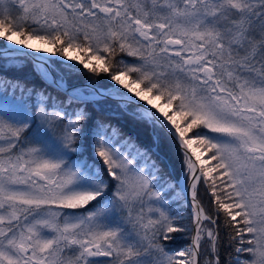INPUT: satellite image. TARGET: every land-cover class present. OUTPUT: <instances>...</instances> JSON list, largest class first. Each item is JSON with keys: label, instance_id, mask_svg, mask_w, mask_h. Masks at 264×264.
<instances>
[{"label": "snow or ice", "instance_id": "6c2138e0", "mask_svg": "<svg viewBox=\"0 0 264 264\" xmlns=\"http://www.w3.org/2000/svg\"><path fill=\"white\" fill-rule=\"evenodd\" d=\"M0 45L52 89L0 76V264H264V0H0Z\"/></svg>", "mask_w": 264, "mask_h": 264}, {"label": "trees", "instance_id": "16d2710c", "mask_svg": "<svg viewBox=\"0 0 264 264\" xmlns=\"http://www.w3.org/2000/svg\"><path fill=\"white\" fill-rule=\"evenodd\" d=\"M2 46V45H0ZM22 61V58H18ZM60 69L66 77L68 86H75L85 84L88 81V76L83 73L70 72L67 69L57 65V69ZM85 73L87 70H84ZM0 76H6L8 78H15L21 81L27 86H34L37 89L46 88L47 91H52L51 88L41 80L38 73L34 70L33 62H21L19 65H12L5 61L4 58H0ZM95 79L99 80L100 87L106 86V76L101 75ZM55 95V93H53ZM19 96V92H17ZM31 103V101H29ZM89 110L93 117L97 120L105 122H111L118 125L125 134L131 135L139 144L152 146L153 151L158 155V163L165 169V171L171 174L172 177H179V180L183 177L181 174V157L176 153L174 147L166 140L161 139L155 145L153 144L154 137L151 130L143 125L136 123L130 117L123 116L117 113L115 101H100L96 105H89ZM178 181H173L178 183ZM179 188V187H178ZM180 189V188H179ZM182 200H184V206L187 216L191 215L190 209L187 206V199L184 193H181ZM171 199V198H170ZM206 199V198H205Z\"/></svg>", "mask_w": 264, "mask_h": 264}, {"label": "rangeland", "instance_id": "374dc122", "mask_svg": "<svg viewBox=\"0 0 264 264\" xmlns=\"http://www.w3.org/2000/svg\"><path fill=\"white\" fill-rule=\"evenodd\" d=\"M13 39L15 40V39H18V38L17 37H13ZM29 43L31 44V47L32 48H46V49H48V52L40 53L39 55H45V56H47L52 51V49L48 45H42L39 42H33V41H30ZM29 51H31V50H29ZM70 54L71 55H77L76 53H70ZM68 63L71 64V63H74V62L73 61H69ZM57 70L60 71L61 73H63L59 68ZM153 103H155L157 105H161L163 103V101L155 100V101H153ZM165 110H167V109H165ZM184 183L185 182H184V176H183L180 179V181H178L179 188H185L186 185H184ZM179 188H177V191H179ZM170 206H171L172 211L175 212V213H177L179 216H183L185 218L188 217L187 214H186V212H184L185 206H184V200H182V197L178 201V200L175 199V197L173 195V197H171V199H170Z\"/></svg>", "mask_w": 264, "mask_h": 264}, {"label": "water", "instance_id": "95a60500", "mask_svg": "<svg viewBox=\"0 0 264 264\" xmlns=\"http://www.w3.org/2000/svg\"><path fill=\"white\" fill-rule=\"evenodd\" d=\"M25 51H29V50H26V49H25ZM32 55H34V56H38V55H36L34 52H32ZM0 58H3V57L0 56ZM86 86H87V83H86V84L75 85V86H71V87L68 86V87H69V89H71V88H73V87L84 88V87H86ZM184 196H185V198L187 199V204H188V207H189V209H190V213H192L194 210L190 208V201H191L190 193L184 192Z\"/></svg>", "mask_w": 264, "mask_h": 264}, {"label": "bare ground", "instance_id": "6f19581e", "mask_svg": "<svg viewBox=\"0 0 264 264\" xmlns=\"http://www.w3.org/2000/svg\"><path fill=\"white\" fill-rule=\"evenodd\" d=\"M32 48V47H31ZM32 49H36V48H32ZM27 50H31V49H27ZM36 55H38L39 56V54L40 53H36V52H34ZM184 185H185V183H184Z\"/></svg>", "mask_w": 264, "mask_h": 264}]
</instances>
